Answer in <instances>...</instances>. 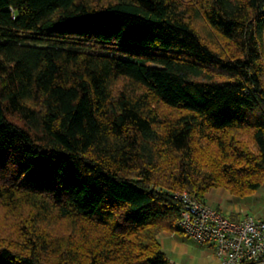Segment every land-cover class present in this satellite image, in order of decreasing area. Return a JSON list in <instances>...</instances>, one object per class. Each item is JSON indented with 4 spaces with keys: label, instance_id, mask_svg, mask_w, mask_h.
I'll return each mask as SVG.
<instances>
[{
    "label": "trees",
    "instance_id": "16d2710c",
    "mask_svg": "<svg viewBox=\"0 0 264 264\" xmlns=\"http://www.w3.org/2000/svg\"><path fill=\"white\" fill-rule=\"evenodd\" d=\"M263 183L264 0H0V264H176L175 189Z\"/></svg>",
    "mask_w": 264,
    "mask_h": 264
},
{
    "label": "built area",
    "instance_id": "2783aa9c",
    "mask_svg": "<svg viewBox=\"0 0 264 264\" xmlns=\"http://www.w3.org/2000/svg\"><path fill=\"white\" fill-rule=\"evenodd\" d=\"M174 194L183 203L180 229L198 243L211 244L221 264H264V218L233 220L187 189Z\"/></svg>",
    "mask_w": 264,
    "mask_h": 264
},
{
    "label": "crops",
    "instance_id": "0c3cea01",
    "mask_svg": "<svg viewBox=\"0 0 264 264\" xmlns=\"http://www.w3.org/2000/svg\"><path fill=\"white\" fill-rule=\"evenodd\" d=\"M205 201L233 220L246 215L264 218V183L246 196L236 195L226 188H216ZM158 239L170 261L176 264H221L211 244L198 243L181 230L161 231Z\"/></svg>",
    "mask_w": 264,
    "mask_h": 264
},
{
    "label": "rangeland",
    "instance_id": "374dc122",
    "mask_svg": "<svg viewBox=\"0 0 264 264\" xmlns=\"http://www.w3.org/2000/svg\"><path fill=\"white\" fill-rule=\"evenodd\" d=\"M156 108L158 109V111L160 113L167 112V110H166V108L164 106L163 107L156 106ZM200 167H201V171H203V172L207 171L206 166L201 165ZM216 188H225V187L215 186V187L210 188L209 190H207V192L205 194V197H204V200H205L206 196L208 194H211V192L214 191V189H216ZM178 190H182V189H175L174 191H178ZM7 216L8 215H6L4 213V211L0 212V236L6 233L5 230L8 227L7 225H9V221L7 219L8 218Z\"/></svg>",
    "mask_w": 264,
    "mask_h": 264
}]
</instances>
